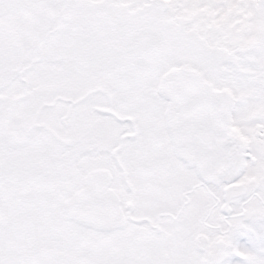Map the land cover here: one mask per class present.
<instances>
[{"label": "snow or ice", "instance_id": "6c2138e0", "mask_svg": "<svg viewBox=\"0 0 264 264\" xmlns=\"http://www.w3.org/2000/svg\"><path fill=\"white\" fill-rule=\"evenodd\" d=\"M0 264H264V0H0Z\"/></svg>", "mask_w": 264, "mask_h": 264}]
</instances>
